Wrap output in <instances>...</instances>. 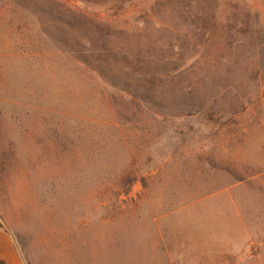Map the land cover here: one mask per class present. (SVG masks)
<instances>
[{
	"label": "rangeland",
	"instance_id": "1",
	"mask_svg": "<svg viewBox=\"0 0 264 264\" xmlns=\"http://www.w3.org/2000/svg\"><path fill=\"white\" fill-rule=\"evenodd\" d=\"M0 225L24 264H264V0H0Z\"/></svg>",
	"mask_w": 264,
	"mask_h": 264
},
{
	"label": "crops",
	"instance_id": "2",
	"mask_svg": "<svg viewBox=\"0 0 264 264\" xmlns=\"http://www.w3.org/2000/svg\"><path fill=\"white\" fill-rule=\"evenodd\" d=\"M0 264H24L12 233L0 225Z\"/></svg>",
	"mask_w": 264,
	"mask_h": 264
}]
</instances>
